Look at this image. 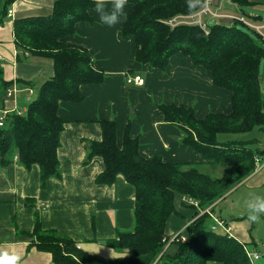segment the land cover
Masks as SVG:
<instances>
[{"label": "trees", "instance_id": "16d2710c", "mask_svg": "<svg viewBox=\"0 0 264 264\" xmlns=\"http://www.w3.org/2000/svg\"><path fill=\"white\" fill-rule=\"evenodd\" d=\"M15 1L0 0V22L8 17ZM230 1L238 7L255 4L250 0ZM127 2L133 10L121 33L134 39L136 62L164 72L174 56L183 54L207 70L216 87L232 93L229 112H209L205 117L184 104L158 105L165 121L183 132L184 143L204 158L203 164L225 166L223 175L214 179L195 166L185 170L182 163L147 158L141 154L140 140L132 137L130 125L119 143L117 122L102 120V139L89 142L86 162L102 159L104 171L97 183L113 185L122 176L135 189V228L118 232L115 239L107 242L118 252L112 259L83 250L70 236L44 230L39 218L34 232L27 236L36 238L34 246L50 252L56 264H253L243 243L228 233L214 235L207 227L212 218L207 214L199 216L200 210L187 199L198 202L202 210L211 207L216 214V202L251 177L263 160L260 151L252 147L259 141L227 136L250 133L257 127L264 132V92L259 76L264 43L238 29L236 19L232 24L209 25L208 34L199 25H168V20L177 15H191L187 0ZM97 3L55 0L52 15L15 21L17 48L31 56L50 59L54 70L26 110L8 109L7 102L14 95L8 96L9 90L15 83L5 79L0 61V113L9 110L5 125L0 126V163L17 160L27 169L38 165L43 185L61 176L59 148L69 122L62 114L63 103L83 102L86 96L82 86L99 85L107 78L103 70L95 67L88 49L66 41L77 34L79 24L94 21ZM16 85L26 86L20 81ZM178 199L194 209L193 221L181 232L186 241L181 236L172 241L176 234L167 230L171 218L178 215ZM219 230L216 231L225 233Z\"/></svg>", "mask_w": 264, "mask_h": 264}, {"label": "crops", "instance_id": "0c3cea01", "mask_svg": "<svg viewBox=\"0 0 264 264\" xmlns=\"http://www.w3.org/2000/svg\"><path fill=\"white\" fill-rule=\"evenodd\" d=\"M54 1L16 0L9 9L13 15L0 22V61L5 79L26 84L18 85L21 88L7 102L8 109L26 110L31 101L27 93L36 95L42 84L54 75L50 59L34 57L17 48L14 26L18 19L52 15ZM97 1L109 6L113 3V0ZM250 1L264 5V0ZM219 3L224 12L222 0ZM132 10L133 5L127 2V15ZM93 17V22L79 24L77 34L66 41L88 49L95 67L103 70L107 78L99 85H83L86 96L83 102L62 105V114L69 122L62 134L59 160L61 174L67 172L68 175L62 174L61 180L51 178L43 185L38 165L27 169L17 160L6 165L0 163V251L17 255L20 258L18 264H56L50 252L34 246L36 238L27 236L34 232L38 218L44 230L70 236L83 250L107 259L116 256H109L104 249L102 252L94 247L98 244L96 235L105 240L107 246L118 231L135 228V189L122 176L113 185L97 183L98 176L104 171L102 159L86 162L89 142L102 139L100 121L117 122L119 143L130 125L132 137L141 142L143 156L182 163L184 169L189 170L191 166H204V158L184 143L183 132L165 121L158 105L164 101L188 107L195 105L199 117L209 114L201 116L208 109H213L211 112L231 110L232 93L216 87L211 74L194 65L190 58L183 54L174 56L164 72L140 64L135 59L134 39L122 36L125 21L109 28L100 24L95 10ZM252 18L263 21L258 16ZM221 20L218 18L217 22ZM133 76L144 79V85L129 83ZM36 85H39L37 90ZM129 95L132 96L130 101L127 100ZM173 95L179 102H170ZM257 182H264V164L243 185ZM176 206L178 215L168 223L169 234L183 232L193 221V208L181 199L177 200ZM228 225L232 229L229 235L254 252L252 245L257 242L252 235L251 222L235 220ZM86 244L90 246L89 250ZM256 252L263 257L253 264H264V260L261 261L264 251ZM206 264L222 263L209 261Z\"/></svg>", "mask_w": 264, "mask_h": 264}, {"label": "rangeland", "instance_id": "374dc122", "mask_svg": "<svg viewBox=\"0 0 264 264\" xmlns=\"http://www.w3.org/2000/svg\"><path fill=\"white\" fill-rule=\"evenodd\" d=\"M222 3H223L222 6H225L224 12H223V9H221V7H220V9H216V11L220 10L219 14L222 17L220 19H224L225 17H227V15H225V14H228V15H232L233 18H239L242 15H246L248 17L258 16V17H261L264 21V5H262L260 3H255L253 5H246L244 7H238L237 5H234L230 0H222ZM217 21H218V18L207 16L205 22L208 23L210 26H212V25L220 23V21L219 22H217ZM221 22H222V20H221ZM232 23H230V24H232ZM234 25H236V27L238 29L249 33L255 39L256 42L264 43V41L262 40L260 35L255 33L253 30L248 28L246 25H244L240 21H236ZM208 32H209V29H208ZM142 75L146 76L145 73H142ZM259 76H260V80L262 82V89L264 92V58L262 59V61L260 63ZM134 77L135 76H133L131 78H134ZM131 78H129V79H131ZM37 88H39V85H36L35 89L37 90ZM27 95L30 96L31 100H33L37 97L38 92L34 96L29 95V93H27ZM131 99H132V96L129 95L127 100L130 101ZM164 102L166 103L167 101H164ZM170 102H179V99H177V97L175 95H173L172 100H170ZM193 106L195 107V105H193ZM212 110L213 109H208V111H206V112L203 111L201 113V116L205 115L208 112H211ZM231 136L238 137L239 139H242V140H251V141L257 140V141H259L258 144H252V147L256 150H259L260 153L264 156V132L260 128L257 127L252 132L246 133V134L230 135V136H227V138H230ZM220 137L222 138L223 136H220ZM263 164H264V159L258 162L257 170L260 169V167L263 166ZM198 170L209 175V176H211V177H213L214 179L215 178L218 179L223 175V172L225 170V166L220 165V164L219 165H204V166L201 165V166H198ZM62 174L63 175L65 174V176L68 175L67 172H64V173L62 172ZM62 174H61V176H62ZM61 176L58 178H54V179L61 180ZM71 187H72V183H70V185H69V188H71ZM250 193H257V194L264 195V182H262L261 184H260V182H257V183H253V184L250 183V184H246V185H243V183H242V184L238 185L237 187H235L233 190H231L228 194H226L225 198L216 202V204H218V206L216 207V210H215L216 214L215 215L218 219H220V221H222L224 226L230 227L228 224H232L235 220H237V221L248 220V218H247L248 217L247 202L250 199V197H249ZM214 206H215V204H214ZM207 209L212 210L211 207L206 208V210ZM251 224L253 226L252 227V235L257 242L255 245H252V247H253V249H255L254 252H256V251L262 252V251H264V219H263V213L260 214V218L257 221L251 222ZM214 226H217L219 228V222H217L214 219L208 220V222H207L208 230L213 229ZM118 232H121V231H118ZM218 232H221V230H218ZM218 232L213 231L214 235L227 236L226 232L225 233L223 232V234L218 233ZM117 233H115V235ZM96 236H97V241H98L97 243L98 244H97V246H94V247H97L98 251H102L104 249L109 256H116L118 254V252L114 248H112L108 245H107L108 246L107 247L106 244L103 243V242H106L105 240L100 239V237H98V235H96ZM85 247L89 250L90 246L88 244H86ZM249 250L251 251L252 249H249ZM99 254H101V253H99ZM263 260H264V258H262L261 261H263ZM261 261H259V262H261Z\"/></svg>", "mask_w": 264, "mask_h": 264}, {"label": "built area", "instance_id": "2783aa9c", "mask_svg": "<svg viewBox=\"0 0 264 264\" xmlns=\"http://www.w3.org/2000/svg\"><path fill=\"white\" fill-rule=\"evenodd\" d=\"M215 2H216V0H205L204 4L206 6L203 7L202 10L198 11L197 14H195V15H192V14L191 15H177V16L169 19L167 24L172 26V27L179 25V24L199 25L208 34L209 24L205 22L206 20L204 19V17L210 16V17H215V18H222L221 15L219 14V10L216 11V9H219L221 7V5L219 3V5L216 6ZM12 14H13V11L9 10V15L11 16ZM225 18H231L232 20L236 19L237 21H240L241 23L246 25L248 28H250L251 30L256 32L258 35H260V37L264 41V22L263 21L257 22L252 17H248L246 15H242L239 18H233V16H227ZM129 82L134 83L138 86H141V85H144L145 80L142 79L140 76H136L135 78L129 79ZM18 90H19V87L15 84V86L9 90L8 96H12ZM29 92L31 93L32 90L29 89ZM8 113H9V110H5V111L0 113V126L1 127H3L5 125L6 115ZM187 201H188V203L192 204L194 207H196L200 210L199 216L207 214L212 219L219 222V228L217 226H214L212 229L213 231L223 229L226 233L230 234V232L232 231L231 227L224 226L222 221H220V219H218L216 217V215L212 212V210H210V209L202 210L201 207L199 206L198 202H196L194 200H190V199H187ZM178 236H181L183 238V240L186 241V238L183 237L181 235V233L174 235L172 238V241L175 240ZM247 253H248V257L250 258L252 263H254L255 261H258L262 257V254H259L257 252H253L252 250L250 251L249 249L247 250Z\"/></svg>", "mask_w": 264, "mask_h": 264}, {"label": "clouds", "instance_id": "9594fccd", "mask_svg": "<svg viewBox=\"0 0 264 264\" xmlns=\"http://www.w3.org/2000/svg\"><path fill=\"white\" fill-rule=\"evenodd\" d=\"M126 4L127 0H113L110 6L103 3L95 4L94 10L98 15L100 24L113 28L126 21ZM205 6L201 0H187L189 14L195 15ZM249 197L247 218L250 222H255L260 218V214L264 213V195L250 193ZM19 259L17 255L10 254L7 251H0V264H18Z\"/></svg>", "mask_w": 264, "mask_h": 264}, {"label": "water", "instance_id": "95a60500", "mask_svg": "<svg viewBox=\"0 0 264 264\" xmlns=\"http://www.w3.org/2000/svg\"><path fill=\"white\" fill-rule=\"evenodd\" d=\"M219 1L220 0H216V2H215L216 6L219 5ZM222 22L230 24V23H232V19L231 18H224V19H222ZM103 243L106 244L105 242H103Z\"/></svg>", "mask_w": 264, "mask_h": 264}, {"label": "bare ground", "instance_id": "6f19581e", "mask_svg": "<svg viewBox=\"0 0 264 264\" xmlns=\"http://www.w3.org/2000/svg\"><path fill=\"white\" fill-rule=\"evenodd\" d=\"M244 248H245V251H246V253H247L248 248L245 247V246H244ZM259 254H260V253H259ZM247 256H248V253H247ZM262 257H263V255H262ZM249 259H250V258H249Z\"/></svg>", "mask_w": 264, "mask_h": 264}]
</instances>
